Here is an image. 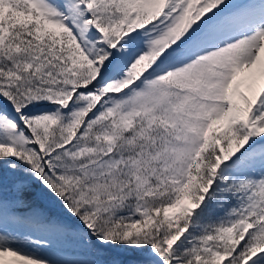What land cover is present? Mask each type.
Here are the masks:
<instances>
[{"label":"snow or ice","instance_id":"snow-or-ice-1","mask_svg":"<svg viewBox=\"0 0 264 264\" xmlns=\"http://www.w3.org/2000/svg\"><path fill=\"white\" fill-rule=\"evenodd\" d=\"M0 264H264V0H0Z\"/></svg>","mask_w":264,"mask_h":264}]
</instances>
